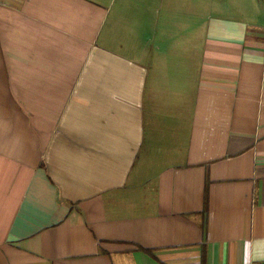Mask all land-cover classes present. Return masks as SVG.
Masks as SVG:
<instances>
[{
    "label": "crops",
    "instance_id": "obj_1",
    "mask_svg": "<svg viewBox=\"0 0 264 264\" xmlns=\"http://www.w3.org/2000/svg\"><path fill=\"white\" fill-rule=\"evenodd\" d=\"M114 6L0 0V264H264V0Z\"/></svg>",
    "mask_w": 264,
    "mask_h": 264
},
{
    "label": "rangeland",
    "instance_id": "obj_2",
    "mask_svg": "<svg viewBox=\"0 0 264 264\" xmlns=\"http://www.w3.org/2000/svg\"><path fill=\"white\" fill-rule=\"evenodd\" d=\"M107 2H112L113 6L112 8H110V17L112 15V13L115 12V10L119 7L120 5V2L122 0H106ZM130 2H133L134 0H129ZM220 1H225V0H220ZM131 5V4H129ZM121 9V8H119ZM185 16H186V19H185ZM208 16V20L209 21V18L212 17V16H215V15H212V14H207ZM224 16H232V15H224ZM164 19L163 21H169V23H173L174 24V27H176V29L174 30L175 31V34H176V37L179 38L180 35H182L183 33L187 32V28L188 26L185 25V22L189 20L190 18V15H183V14H170V15H164ZM242 17V16H241ZM200 22L202 23L203 22V18L201 17L200 18ZM197 23V21H196Z\"/></svg>",
    "mask_w": 264,
    "mask_h": 264
},
{
    "label": "trees",
    "instance_id": "obj_3",
    "mask_svg": "<svg viewBox=\"0 0 264 264\" xmlns=\"http://www.w3.org/2000/svg\"><path fill=\"white\" fill-rule=\"evenodd\" d=\"M206 208H207V199H206V195H205L203 216H205V214H206ZM203 227H205V219L203 221Z\"/></svg>",
    "mask_w": 264,
    "mask_h": 264
},
{
    "label": "built area",
    "instance_id": "obj_4",
    "mask_svg": "<svg viewBox=\"0 0 264 264\" xmlns=\"http://www.w3.org/2000/svg\"><path fill=\"white\" fill-rule=\"evenodd\" d=\"M253 264H260V263H253Z\"/></svg>",
    "mask_w": 264,
    "mask_h": 264
}]
</instances>
